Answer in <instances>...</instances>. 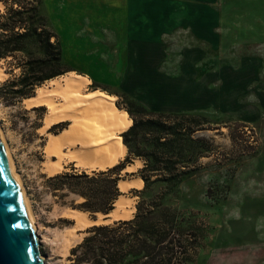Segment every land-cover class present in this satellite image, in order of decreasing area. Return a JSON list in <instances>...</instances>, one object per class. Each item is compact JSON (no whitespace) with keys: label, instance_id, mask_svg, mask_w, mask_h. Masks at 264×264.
Here are the masks:
<instances>
[{"label":"rangeland","instance_id":"rangeland-1","mask_svg":"<svg viewBox=\"0 0 264 264\" xmlns=\"http://www.w3.org/2000/svg\"><path fill=\"white\" fill-rule=\"evenodd\" d=\"M160 6L158 0L159 11ZM209 6L222 17L206 42L177 26L158 35L156 44L140 43L134 50L132 45L127 50L128 0H43L42 11L59 35L64 63L72 69L56 78L64 82V76L83 71L93 77V83L81 86L82 96L104 87L117 94L116 105L134 99L152 110L208 119L197 134L210 140L213 150L163 200L164 206L180 212L189 228L190 264H264V0H200L201 11ZM0 9L5 10L3 2ZM113 36L116 45L108 43ZM16 62L11 56L0 58V128L29 200L45 263L77 264L72 248L93 225L113 222L76 226L71 212L85 198L55 189L51 180L75 167L47 172L48 133L60 127L46 134L49 108L28 107L26 97L14 92L21 88L10 83L22 70ZM51 80L43 84L52 87ZM82 96L55 100L66 118L76 113L90 129L95 122L90 118L98 116L91 105L81 106ZM81 145L73 144V150ZM121 175L131 177L124 171ZM161 189L156 183L141 194L130 191L125 207H136ZM98 213L92 217L87 212L91 219H99ZM71 231L74 238L63 247Z\"/></svg>","mask_w":264,"mask_h":264},{"label":"trees","instance_id":"trees-1","mask_svg":"<svg viewBox=\"0 0 264 264\" xmlns=\"http://www.w3.org/2000/svg\"><path fill=\"white\" fill-rule=\"evenodd\" d=\"M0 2L5 5L4 11L0 9V58L11 56L18 61L15 66L22 69L21 73L10 83L20 84L21 88L14 90L16 94L32 96L36 87L72 69L63 61L59 35L42 11L43 0ZM117 106L133 120L121 133L127 147L124 159L92 173L76 168L65 170L51 177L54 188L83 196L85 200L77 208L92 217L98 212L108 214L124 194L119 188L123 170L140 158L144 165L138 174L144 187L136 192L150 190L156 183H161L162 189L151 199L140 200L133 218L93 225L89 235L72 248L76 263H193L186 238L189 228L180 212L164 206L163 200L189 174L200 169V158L213 150L210 140L197 134L208 119L196 113L152 110L134 99L117 102ZM68 124L59 122L50 130L60 127L61 131Z\"/></svg>","mask_w":264,"mask_h":264},{"label":"crops","instance_id":"crops-1","mask_svg":"<svg viewBox=\"0 0 264 264\" xmlns=\"http://www.w3.org/2000/svg\"><path fill=\"white\" fill-rule=\"evenodd\" d=\"M159 2L161 5L160 6L161 11H159V7H157L158 0H128V16H127V25H126L127 35H128L127 36V50H130L132 48L133 50L134 48L136 49L139 48L140 43L156 44V42L158 41V35L161 36L164 33L170 32L177 26L183 27L186 31H190L191 34L193 35L196 34L198 37H201L203 39L202 41L206 42L204 39H209L208 35L214 32V29L218 26V22H220L221 17H222L220 11L219 12L216 11L211 6L206 7L204 8L203 11H201L200 0H159ZM112 41L113 42L108 41V43L109 44L112 43L116 45L118 41L116 36L112 37ZM130 45H132V48ZM77 76H81V79L85 78L87 80V81L85 80L86 83L82 84L84 86H87L93 83V77L90 75V73L86 71H83V73H80V75H77ZM98 91L102 92L104 95H108L113 98L111 99V102H110L106 98L101 97V99L105 102V104L101 106L102 108L97 107V106L95 107L94 104L91 105L94 112L100 115L98 117H101L102 121L100 120L101 122L99 121L91 122L90 125L92 126L93 130L99 129L100 132L105 133L106 134L105 138L107 139L111 138L112 135L117 136L119 138L121 137L120 143L123 145L122 154L119 155L118 158L112 163L105 164L104 166L96 165L92 167L91 166L86 167L83 165H79L77 163V160L69 159L65 157L61 161L62 166L60 170L57 169L55 172L51 173L50 175H54L62 170L67 169L68 167H75L76 169H79V170L106 169L108 167H111L117 164L124 157V155L127 154V147H125L126 145L123 143V139L120 134L130 126L131 122H128V125L126 128L122 130H118L114 132V134L111 133L109 130L111 129V126H110L111 119L110 118L112 116L116 117V114L113 113V109L115 108L118 111L119 110L122 111L125 109H119L117 107L116 105L117 94L107 92L106 89H104V87H98V89H92L87 92V95L88 97L90 95H92L90 97H94L93 95H96ZM106 110H109V111H106ZM63 121L69 122L68 126L65 127L66 130H69V127L72 125L71 123L72 120L70 118H61L53 122L50 126L44 129L46 131V134H47V130H50L52 125L54 126L55 124L59 122H63ZM94 126H96L97 128ZM62 133H60L59 135H61ZM48 140H49V137H47L45 145H47ZM73 149H74V146L70 143H66V145L63 146L64 153H66L67 151H73ZM51 158L54 161H58V156L56 155L52 156ZM143 163L144 161L142 159L135 158L134 162L127 165V167L123 170L124 173H126V175H128L127 173L131 175L130 178L121 179L119 181V188L124 194L120 195L118 199L116 200L115 208L110 213L103 215L104 217H102L101 222H107V221L115 222L118 220H127V219H131L134 217V214L136 212L135 205L133 206V208L129 209L130 211L121 210L120 213L122 215L120 216L114 217L113 213H115V211L117 210V204H116L117 201L125 198L124 203L126 204L128 200L126 193H129L130 191H136V190L143 189L144 180L138 174V170L139 168L143 166ZM123 187H126V188H123Z\"/></svg>","mask_w":264,"mask_h":264},{"label":"bare ground","instance_id":"bare-ground-1","mask_svg":"<svg viewBox=\"0 0 264 264\" xmlns=\"http://www.w3.org/2000/svg\"><path fill=\"white\" fill-rule=\"evenodd\" d=\"M64 77H65L64 82L60 81L59 78L52 79L51 81H49L53 85L52 87H49L48 85L43 84V85L37 87V89H36L37 92L35 94H33L32 96L26 97L24 99L26 101V105L28 107L33 108V106L45 105L49 108V113L45 119L47 126L48 125L50 126L53 122L57 121L60 118H66L68 116V114L65 111H62L64 109L60 108L61 106L60 107H59V105L57 106V103L55 100L56 96H61V97L66 98L68 95H70V96L72 95V96H75V99H77L76 97L79 98L80 96H82L81 86H82V84L86 83V81H87L85 78L80 79L81 76H75L73 74H68ZM90 96H92V95H90ZM93 96L94 97L89 98L88 95H86V97H85V95H83L82 98L80 99V101L82 102L81 106L86 107L89 105L88 108H90V105L94 104L95 107L96 106L101 107V106H103V104H105V102L101 99V97L106 98L110 102H111V99L113 98L111 96L104 95L100 91H98L97 94L93 95ZM65 101L67 102V100H65ZM106 111H109V110H106ZM113 113L116 114V117L112 116L110 118L111 119V125H110L111 129H109V130L111 133L114 134V132L126 128L128 125V122H132V121L128 117V115L126 114L125 110H122V111L119 110L118 111L117 109L114 108ZM94 114L96 116H100L96 113H94ZM108 114H110V113H108ZM83 118L75 113V114H73V116L71 118L73 120V123L69 127V130L65 129L64 131H61L60 133L63 132L61 135H59L60 133H58V134L52 133V132L48 133L49 140H48L47 145L45 146V153H46V156L48 157V164H47V168H46L48 173L51 174V173L55 172L57 169L60 170V168L62 166L61 161L65 157H67L69 159L77 160V163L79 165H83L86 167L87 166L92 167V166H96V165L104 166L105 164L112 163L118 158L119 155L122 154L123 145L120 143L121 137L119 138L117 136L112 135L111 138L107 139V138H105L106 134L103 132H100L99 129L93 130L94 132L90 131L92 128L88 129L87 126L85 127V125H83L84 124ZM105 118H107V117H105ZM90 119L95 120V121H99V122L102 121L101 117L96 118L94 116L93 118H90ZM94 127H96V126H94ZM102 127H101V129H102ZM103 130H104V128H103ZM0 131H1V134L3 136L8 154L10 156L11 162H12L13 167H14L10 148L6 142V139H5L6 137L4 136L1 128H0ZM57 135H59V136H57ZM78 141H80V144H82L81 146H76L75 150L67 151L66 153H64L63 146L66 145V143H70L73 145V144H76ZM55 155L58 156V161H52L51 160V157L55 156ZM14 170H15V167H14ZM15 172H16V170H15ZM16 175L19 179V182H20L21 187L23 189V192L25 194L24 188H23L22 183H21L20 176L18 175L17 172H16ZM123 188H126V187H123ZM25 197H26V194H25ZM26 199H27V202L30 206V203H29V200L27 197H26ZM124 199L125 198L117 201V203H116L117 204V210L115 211V213H113L114 217L122 215L120 213L121 210H129V209H127V207H125V203H124L125 200ZM30 209H31V207H30ZM72 211L73 212H71V214L73 216V219L76 220V226L81 227V228L87 227L90 223H95V224L101 223L102 217L104 215L103 213L99 212L98 213L99 219L96 220V219L89 218L87 212H85L83 210L72 209ZM33 217H34V215H33ZM73 229L75 231V228H73ZM74 231H71V233L69 232V234H72V236L71 235L69 236L70 238H66L63 240V245H64L63 247H68L69 241L74 238V235H75ZM36 240H37V243L39 244L37 236H36Z\"/></svg>","mask_w":264,"mask_h":264},{"label":"water","instance_id":"water-1","mask_svg":"<svg viewBox=\"0 0 264 264\" xmlns=\"http://www.w3.org/2000/svg\"><path fill=\"white\" fill-rule=\"evenodd\" d=\"M0 264H46L36 240L32 211L14 170L1 131Z\"/></svg>","mask_w":264,"mask_h":264}]
</instances>
